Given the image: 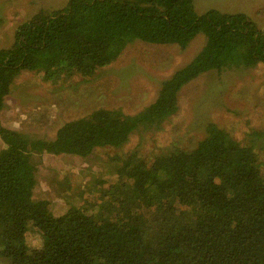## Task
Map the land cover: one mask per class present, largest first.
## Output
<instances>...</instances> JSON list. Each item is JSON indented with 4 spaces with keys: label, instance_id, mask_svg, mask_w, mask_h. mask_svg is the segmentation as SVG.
Here are the masks:
<instances>
[{
    "label": "trees",
    "instance_id": "16d2710c",
    "mask_svg": "<svg viewBox=\"0 0 264 264\" xmlns=\"http://www.w3.org/2000/svg\"><path fill=\"white\" fill-rule=\"evenodd\" d=\"M203 45L168 76L154 98L132 114L98 107L64 120L50 138L30 136L0 120V258L9 264H264V131L240 143L206 122L188 144L160 148L149 164L135 147L112 177H96L91 193L54 214L33 198L34 157L88 156L120 147L136 129H159L178 110L182 87L201 73L264 64V31L242 12L193 0H68L21 22L0 48V114L23 70L44 80H88L130 44ZM192 140V141H191ZM31 227L40 244L29 246Z\"/></svg>",
    "mask_w": 264,
    "mask_h": 264
},
{
    "label": "rangeland",
    "instance_id": "374dc122",
    "mask_svg": "<svg viewBox=\"0 0 264 264\" xmlns=\"http://www.w3.org/2000/svg\"><path fill=\"white\" fill-rule=\"evenodd\" d=\"M68 0H0V48L14 42L18 25L31 15L63 8ZM197 13L215 8L221 12H242L264 31V0H193ZM198 33L184 48L176 44L154 47L127 45L112 63L85 80L72 75L46 81L36 71L23 70L5 96L1 123L30 136L50 138L64 121L87 114L98 107L118 108L132 114L155 96L158 82L187 62L203 45ZM159 129H136L120 147H95L85 157L43 153L36 163L33 198H44L54 214L72 203L86 206L82 197L91 193L96 177H112L122 157L133 148L149 164L161 147L185 145L202 133L208 121L243 143L251 130L264 131V64L230 66L210 70L184 85L178 94V110ZM191 140V141H192ZM1 147V141H0ZM258 156L264 162V150ZM264 167V164H263ZM29 246L40 244L31 227L25 234ZM0 264H9L0 258Z\"/></svg>",
    "mask_w": 264,
    "mask_h": 264
}]
</instances>
